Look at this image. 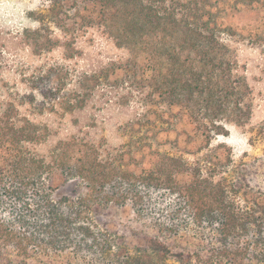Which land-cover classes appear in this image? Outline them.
<instances>
[{
    "label": "trees",
    "instance_id": "trees-1",
    "mask_svg": "<svg viewBox=\"0 0 264 264\" xmlns=\"http://www.w3.org/2000/svg\"><path fill=\"white\" fill-rule=\"evenodd\" d=\"M45 2L49 30L116 53L74 89L51 76L34 112L73 115L92 90L123 118L115 144L80 129L40 154L50 126L0 102V264H264V151L216 142L252 116L238 47L264 42V0Z\"/></svg>",
    "mask_w": 264,
    "mask_h": 264
},
{
    "label": "rangeland",
    "instance_id": "rangeland-1",
    "mask_svg": "<svg viewBox=\"0 0 264 264\" xmlns=\"http://www.w3.org/2000/svg\"><path fill=\"white\" fill-rule=\"evenodd\" d=\"M46 8L45 0H0V102L10 96L18 103L21 113L50 126L54 135L38 147L40 154L57 139L80 129L91 138L105 137L115 144V126L123 116L101 106L106 101L103 92L92 96L91 90L83 110L73 115L34 112L41 104L35 89H48L51 76L66 80L68 87L74 89L79 77L92 72L95 61L106 63L116 53L98 36L92 42V29L77 41H66L58 30L52 27L49 30L36 20ZM256 19V14L242 13L235 17L234 24L246 26ZM238 48L253 92L252 116L244 125L227 123L226 133L216 140L231 150L237 162L257 158L264 151V142L258 134L264 127V42L253 45L240 42ZM88 85L92 87V82ZM94 119L98 121L96 127H92Z\"/></svg>",
    "mask_w": 264,
    "mask_h": 264
}]
</instances>
